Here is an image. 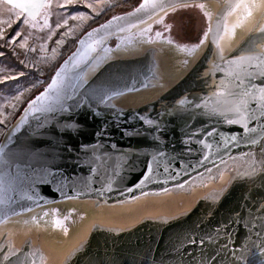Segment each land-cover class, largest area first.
<instances>
[{
  "label": "water",
  "instance_id": "95a60500",
  "mask_svg": "<svg viewBox=\"0 0 264 264\" xmlns=\"http://www.w3.org/2000/svg\"><path fill=\"white\" fill-rule=\"evenodd\" d=\"M163 2L175 9L152 6ZM141 3L87 28L29 99L48 88L57 70L58 86L67 78L76 94L108 85V94L118 95L107 103L82 96L70 111L53 116L30 109L24 118L26 101L4 131L0 146L15 158L0 161V264L9 248L18 253L12 264H200L225 243L237 253L247 245L248 260L258 255L264 241V122L250 124L257 131L245 135L227 120L239 119L228 110L236 102L228 94L237 79L241 92L246 77L264 86L260 0H148L135 13ZM184 3L201 5L207 14L200 40L205 33L207 39L195 51L158 27L187 9L180 7ZM113 16L124 19L108 25ZM129 23L137 27L118 32V25L127 29ZM100 25L107 28L89 38ZM93 40H103L104 48L88 51ZM246 55L257 57L250 62L255 68L247 61L241 68L237 58ZM255 99L259 103L258 91ZM253 139L262 143L247 147ZM153 158L151 179L140 183ZM220 264H231V256Z\"/></svg>",
  "mask_w": 264,
  "mask_h": 264
},
{
  "label": "snow or ice",
  "instance_id": "6c2138e0",
  "mask_svg": "<svg viewBox=\"0 0 264 264\" xmlns=\"http://www.w3.org/2000/svg\"><path fill=\"white\" fill-rule=\"evenodd\" d=\"M76 2V0H64L63 4H57L58 8L61 9H67L69 6L73 5ZM100 2V0H98ZM148 5V0H144V3H141L139 7L134 9L135 13H140L146 6ZM0 6H3V8L6 9L7 14L9 15V19L4 20L0 19V41L3 42V47H7L11 49L13 52H15V48L19 47L22 49H25L28 47V35H23V38L20 39L19 44H17V39L22 36L21 31H15V34L12 35L10 38L8 36V32L10 29H12L13 24H16L17 22H22L24 25H28L32 28H35L38 22V17L43 19V25L42 28H47L48 35L47 40L51 41L53 36L57 34V31L60 29H64V31L60 32V37L55 41V44L57 47L52 48V56L49 59L54 60L56 58L57 49L60 46H63L66 41L70 37H74L76 30L80 27H82L81 24L76 25H69V20L73 21H81L85 22L87 20L92 19V17L87 16L85 13L80 12L76 15L66 16L62 18V22L60 20H57L55 22V27H52V16L54 15L53 11V0H0ZM153 8L159 7L162 11L165 10L168 7L175 9V5L171 2H163V3H153ZM196 5H189L187 3L181 4L180 7L188 8V7H195ZM88 8H92L95 12V8L93 4H88ZM259 7L261 9V15L264 16V0H260ZM99 15V13H97ZM128 17H133V13H127ZM248 15L251 16L252 13L249 10ZM14 16L15 20H13L11 17ZM139 23H144L142 19L139 17H135ZM124 17H118L113 16L112 19L108 22V25H111L113 21H120L123 20ZM160 23H163L162 20L158 21ZM7 25V28L4 26ZM136 24L129 23L127 25V29L123 26H117L118 32L124 33L128 29L136 28ZM166 29L168 26H165ZM107 25H100L99 29H93L92 32H88L87 36L89 38L93 37V33L99 34L100 29H106ZM146 31L151 32V28L149 27ZM209 31H211V28H209ZM261 35L264 36V28H261L260 30ZM109 34H111L109 32ZM157 36H162L163 34L161 32L156 33ZM207 33L204 34V39L200 40V44H204L205 39H207ZM221 37L219 36V33L216 34V42L218 44L217 48V55L223 59L222 55V49L219 47V40ZM79 43L81 46L85 45V40L80 39ZM47 43H44L40 46V51L43 53L47 50ZM119 47V45H117ZM196 47H199L197 45ZM104 48V41L103 40H93L92 44L88 45V51L97 52L98 50H102ZM31 51H36L35 48H32ZM4 53L0 51V56H2ZM77 52H74L72 56L69 57L68 60L65 61V64L72 62L73 59L77 56ZM260 57H264V51H261L259 53ZM254 59H257L256 56L252 55H246L241 56L237 58V62L240 63L241 68L244 66V62L247 61L248 67L255 68L256 65L251 64L250 62ZM23 63V62H21ZM233 62H229L231 64ZM212 70H209V73L211 74ZM19 76H23L24 73H19ZM61 72L59 70L56 71L55 76L52 79V82L48 85V88L45 89L44 92L40 93L39 95L35 96L34 99H28L27 105L28 107L24 109L25 117L27 116V113L29 110H34L36 112H48L51 115L55 116L57 113L70 111L73 106H79L80 100L82 96H86L87 100H91L94 97L99 98L101 102L107 103L111 101V99L118 95L119 93L113 92L111 95L108 93L111 91L110 86L103 85L96 89H91L88 93H80L76 94V88L73 85H70L67 83V78H65V81L62 82L58 86V81L60 80ZM18 76H10V75H4L2 79H0V86H3L7 83L9 80H17ZM248 83L244 85V91H240L241 84H243V81L240 79H237L236 84V91L229 93L228 95L232 96L235 99L234 106L229 107V111L234 112L236 115L239 116V119H228L227 123L229 124H239L241 128L243 129V132L245 135H248L249 133H254L257 131V127L253 126L250 127V124H253L254 122L258 125L260 122H264V86H257L253 84L251 77H246ZM36 87V84H32L30 88H26L23 91H18L17 94L11 98V101L8 102L6 105L7 107H10L13 112L17 109V106L19 104L25 103L24 97L26 92H30L33 88ZM54 90V91H53ZM257 91L259 93V103L256 102V95ZM214 95H219L214 94ZM249 95L253 96V100H249ZM14 101V102H12ZM37 105H40L37 107ZM202 107V105H197V108ZM256 109H259V115L256 114ZM13 112H5L3 107H0V125H6L9 116L13 114ZM22 118V119H24ZM143 120L144 118L141 117ZM147 124L151 125L152 121L147 120L145 121ZM213 135L212 132L208 133V136L211 137ZM237 140V136L231 137V142H235ZM261 141H257L255 139L251 140L250 143L247 145V147H252V145L260 144ZM206 147H211L210 145H206ZM262 147H264V144H262ZM8 156V159H14V154H6L3 151V147L0 146V161L4 159L5 156ZM160 157L164 155V153L159 154ZM252 153H245V156H251ZM261 156H264V151L261 152ZM208 159L207 156L203 157V160L206 161ZM157 158H153V160H150L146 166V170L144 174L142 175L140 179V183H144L151 179L152 173L154 171L153 168V162L156 161ZM203 161H201L202 163ZM223 163V161H222ZM262 168H264V162H262ZM253 167H255L253 165ZM217 171L219 172V168H217ZM164 172L168 173L169 169L167 167L164 168ZM176 175H179V173H176ZM182 187V185H181ZM4 204V200L2 197H0V205ZM261 212H264V207L260 209ZM259 239V236H257ZM191 243L195 244L196 241L192 240ZM205 244L204 240L200 241V245L203 246ZM258 255L252 259L248 260L245 258V252L248 250V246L244 245L242 249L237 253L236 250H229L228 244L225 243L220 251L213 250L212 252H209L207 258H202L200 261V264H220L221 261H224L227 259V257L231 256V264H241V261L244 262V264H264V241H261L260 245L258 246ZM214 252V254H213ZM4 256V260L6 264H12V258L18 256L17 251L14 248H9L7 252L2 253ZM18 264H24V262H18ZM31 264H36V261L33 260ZM40 264H43V261L41 259Z\"/></svg>",
  "mask_w": 264,
  "mask_h": 264
},
{
  "label": "rangeland",
  "instance_id": "374dc122",
  "mask_svg": "<svg viewBox=\"0 0 264 264\" xmlns=\"http://www.w3.org/2000/svg\"><path fill=\"white\" fill-rule=\"evenodd\" d=\"M138 2L139 0H119L115 5L105 9L104 11L101 12V14L96 15L90 21L87 20L85 22H81V21L69 20V25L81 24L82 27L76 30L74 37H70L63 46H60L57 49L58 54L56 55V58L54 60L49 59L52 56L51 50L52 48L57 47L55 41L59 39L60 32L64 31V29L58 30L57 34L53 36L51 41L45 39L46 36H43V34H41V38L38 37V39H36L34 42H31L30 45L36 49V51H34V54L31 56L26 54L24 50L19 47L15 48V52H13L11 49L7 47H3V49L0 48V51L4 52V54L0 56V79H2L4 75H10V76L18 75L14 73L19 68H22L21 70L23 71L25 70L29 72V73H25L23 76H19L16 81L13 80L7 81V83L3 85V87L5 88L7 86L9 88L12 87V85H14L15 88L19 87V90L23 91L26 88H30L32 84H36L35 88H33L30 92L25 93V98L27 101L36 92L42 89L43 86L51 79L52 73L54 72L56 66L59 64L61 59L64 56H66L67 53H69L75 47L77 43V39L87 28L93 25L92 23L96 19H99L102 16L103 18L101 20H103L105 17L109 16L113 12L131 8L132 6L136 5ZM90 3H91L90 0H76V2L73 5L69 6L67 9L56 8L57 12L55 13V15H59L58 16L60 18L59 20L62 22V18L66 16L76 15L80 12L87 14L91 12L92 9L87 7V5ZM199 7L201 8L202 11L198 9V7L178 10L177 12H174L173 14L170 15L169 20L167 21L168 23H164V20L162 19L164 24L159 23L158 27H161V25L162 26L167 25L168 28L167 29L165 28L164 32H167L168 38L173 39L175 44L177 45L180 46L185 45L186 47H188V49L195 51L197 49L196 46L198 45V41L200 40V37L204 32V29L207 24L205 17V15L207 14L204 13V9L201 5H199ZM56 21H57V16L54 17V21L52 22V27H55ZM45 31L48 32V30L46 29ZM10 32L12 33L11 29L8 32V36ZM37 35L39 36V33ZM45 40L46 42H44ZM44 43H48L47 44L48 47L47 50L42 53L40 51V46ZM17 44H19L18 41ZM0 45H3L2 41H0ZM4 48L8 52L4 51ZM9 52H13L14 55H18L19 56V58H17L18 60L16 59V57L13 59L9 54ZM17 83L18 86L16 87ZM17 92L18 90H15V92L12 94V92L9 93L8 90H4V92L0 91V102L3 101L5 103L10 102L11 98L14 97L17 94ZM5 112L6 113L12 112V109L10 107H7L5 109ZM8 124H9V120L7 121L6 125H0V139L4 133L3 131H5L4 129L8 127Z\"/></svg>",
  "mask_w": 264,
  "mask_h": 264
},
{
  "label": "crops",
  "instance_id": "0c3cea01",
  "mask_svg": "<svg viewBox=\"0 0 264 264\" xmlns=\"http://www.w3.org/2000/svg\"><path fill=\"white\" fill-rule=\"evenodd\" d=\"M90 1H91V3L93 4V6L95 8V12L93 11V9H91V12L87 13L86 15L93 18V17H95L97 15V13L101 14V12L104 11L105 9L110 8L113 5H115L119 0H100V2H98V0H90ZM63 3H64V0H53V11H54V15L52 16L51 23L54 21V17H56V16H57V20L60 19L58 17L59 15H55V13L57 12L56 8H58L57 7V4H63ZM11 18L13 20H15V17L14 16H12ZM0 19H4V20L9 19V15L7 14V11H6L5 8H3V6H0ZM42 25H43V19L42 18H39V17H38V22H37V25H36L35 28H32V27H30L28 25H24L22 22H17L16 24H13V26H15V28L12 31V33L11 32L9 33V36L11 37L12 35H14L15 34V31H21L22 32V36L17 39V41L20 42V39L23 37V35H28L29 36V39H28V47L25 48V49H23V50H24V52L26 54H28L29 56H31V55L34 54V52L31 51V49L34 48V47L31 46L30 43L31 42H34L36 39H38V37L41 38V34H43V36H46L45 39H47V35L49 34L48 32L45 31V29L47 30V28H42ZM4 27L6 28L7 25H5ZM38 33H39V36L37 35ZM44 42H46V40ZM0 46H2V45H0ZM0 48L3 49V46L0 47ZM4 51H5V49H4ZM11 54L14 57H16V59L19 58V56L18 55H14L13 52H11ZM12 55H11V57H12ZM21 69L22 68L17 69L14 74H19V73H24L25 74V73H29V72H27L25 70L23 71ZM16 76L19 77V75H16ZM17 86H18V83H17L16 87ZM4 90H8L9 93L12 92V94L15 92V90L20 91L19 90V87L18 88H15L14 85H12V87H9V88L7 86L5 88L3 86H1L0 87V91L4 92ZM24 100L26 101V98L25 97H24ZM7 104L8 103L7 102L5 103L4 101L3 102H0V107H3V109L5 111V109L7 108V106H6ZM24 104L25 103L19 104L17 106V109L14 112L12 110L13 114L8 118L9 124L15 118V116L19 113V111L21 110L20 108H22V106ZM4 130H6V129H4Z\"/></svg>",
  "mask_w": 264,
  "mask_h": 264
},
{
  "label": "trees",
  "instance_id": "16d2710c",
  "mask_svg": "<svg viewBox=\"0 0 264 264\" xmlns=\"http://www.w3.org/2000/svg\"><path fill=\"white\" fill-rule=\"evenodd\" d=\"M102 18H103V17L101 16L99 19H96L92 24L98 22V21L101 20ZM14 28H15V26L12 27L11 31H13ZM0 47H2V46H0ZM4 49H5V48H4ZM5 51H7V50H5ZM7 52H8V51H7ZM9 54H11V52H9ZM11 55H12V54H11ZM12 57H13V59L15 58L13 55H12Z\"/></svg>",
  "mask_w": 264,
  "mask_h": 264
}]
</instances>
